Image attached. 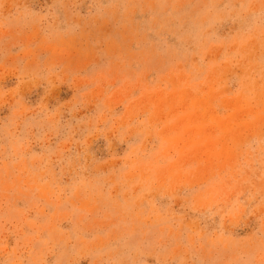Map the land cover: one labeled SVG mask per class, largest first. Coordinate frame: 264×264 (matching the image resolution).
Returning a JSON list of instances; mask_svg holds the SVG:
<instances>
[{"label":"rangeland","instance_id":"374dc122","mask_svg":"<svg viewBox=\"0 0 264 264\" xmlns=\"http://www.w3.org/2000/svg\"><path fill=\"white\" fill-rule=\"evenodd\" d=\"M0 264H264V0H0Z\"/></svg>","mask_w":264,"mask_h":264}]
</instances>
